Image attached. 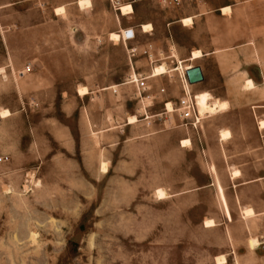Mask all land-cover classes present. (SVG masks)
Listing matches in <instances>:
<instances>
[{"label":"rangeland","instance_id":"374dc122","mask_svg":"<svg viewBox=\"0 0 264 264\" xmlns=\"http://www.w3.org/2000/svg\"><path fill=\"white\" fill-rule=\"evenodd\" d=\"M61 1L0 0V156L10 158L0 163V264H220L222 256L223 264H264V150L217 138L226 123L248 134L251 104L264 106L260 69L247 70L254 60L264 67V0L183 9L137 0L124 17L116 2L58 16ZM190 7L206 13L192 27L178 22ZM135 22L151 24L152 35L112 40ZM218 47L239 105L183 119L184 71L152 69L204 62L199 84L214 92L183 81L196 103L203 94L219 100L228 85L216 57L191 60L196 48ZM134 75L148 77L145 88ZM250 75L258 85L246 92Z\"/></svg>","mask_w":264,"mask_h":264},{"label":"crops","instance_id":"0c3cea01","mask_svg":"<svg viewBox=\"0 0 264 264\" xmlns=\"http://www.w3.org/2000/svg\"><path fill=\"white\" fill-rule=\"evenodd\" d=\"M88 1L90 2V4L88 6H86V7H82L81 4H79L80 3V0H64V1H61L60 3L57 4V8L63 7L64 8V11L61 12V13H59V14L56 13V15L61 16L62 14L66 13V12H71V11H77V12H79L81 14H83V13H90V12H96L98 10H102L103 9V6L102 5L104 3H105V8L108 11V5L110 4L111 7L113 8V4L115 3V0H88ZM136 1L137 0H133L129 4L132 5ZM122 5H124V4H121V6ZM121 6H120V8H121ZM190 8H191L190 11L189 10L186 11V13H189L190 15H187L188 17L185 16V18H192L193 19V23L192 24L194 25L196 19L199 18V17H203L204 15H206V13H204V12H201L200 13L199 12V13L192 14L194 7H190ZM56 9H55V11H56ZM222 9L220 11L223 13ZM129 15H131V14H129ZM222 15H225V14L223 13ZM124 16L125 15H123L122 17H124ZM126 16H128V15H126ZM212 17L213 18H216V14H213L212 16H210V18H212ZM181 18L178 21L180 23H182V20L184 19V18H182V19ZM173 23H175V22H173ZM173 23H171V24H173ZM141 24L142 23L139 24V23H136V22L135 23H131V24L126 25V28H132L134 30L135 34H136V38L138 37L139 33L152 35L151 32L153 30H151L149 32H145L143 30V25L144 24H142V25ZM192 26L189 25L188 27H192ZM130 42L133 43L134 41H130ZM198 49L200 50L201 48H196V50H198ZM201 50L204 52L203 53V56L201 58L197 59V60H203L205 57H209L211 55L214 56V57H216V61L218 63V66L217 67L219 69V72L221 73V75H223L224 77H226L225 78V83L228 85V82L227 81H228V76H229V70L223 68V63H222V61L219 58L220 56H218V54H220L221 52H223V50H225V47L224 48L223 47H221V48L218 47V48H215V49L211 50L210 52H205L203 49H201ZM194 51H195V49H194ZM257 57H258V55H257ZM195 61H193L192 66L193 67L194 66H200L201 69H202L203 75H204V80H205V77L207 79V74L209 72H208V69L206 68V66L204 65L205 63L204 62L194 63ZM247 66H248L247 67V70H250V68H252L253 66L256 67V68H258V69H260L259 70V73L261 75V78L264 79V67H263L262 64H260V62H257V61L254 60V62H251V64H248ZM246 72H249V71H246ZM248 79H252L253 80V82L255 83V87L254 88H251V89L243 88L244 90L241 88L243 91H246V92L247 91H252V90L256 89V87L258 85V82L256 81L255 77H251V75H250ZM245 83H244V85H245ZM191 88L193 90H195L196 92H199V91H201V92L202 91H208V89H209L208 92H210V93L215 91L213 85H211L208 82H206L204 84H199V83L193 84V85L190 86V89ZM230 90H231V87L228 85V87L224 91V95H222V97H219V98L216 97L220 101H226V102H228V108L226 110H224V111L219 112V114H217V117L218 116H223V115H226V114L232 112L239 105L237 103V101L230 96ZM252 104H251L252 110L251 109L249 110L250 113H251L250 126H251V129L252 130H250L248 134L247 133L245 134L243 132L242 133L239 132V130H237V128L235 127V124H231V123H228L227 124L226 123L224 125H221V127L219 128L218 137H217L218 138V142H219V144L221 146H224V147H227L228 148L231 144L236 145V143L239 141L244 148L247 147V149H249L251 151L258 152V151L264 150V128H261V126H260V120L264 119L263 118L264 117V106H257V105H254V104L252 105ZM222 130H229L231 132L230 137H228L226 139H223L221 137ZM251 163H253L252 160H251ZM255 180L256 179L252 178L248 182H252V181H255ZM239 184L241 185L243 183L240 182Z\"/></svg>","mask_w":264,"mask_h":264},{"label":"bare ground","instance_id":"6f19581e","mask_svg":"<svg viewBox=\"0 0 264 264\" xmlns=\"http://www.w3.org/2000/svg\"><path fill=\"white\" fill-rule=\"evenodd\" d=\"M82 7H86L90 4V2L88 0H80V3ZM121 11H122V14L123 15H128L130 13L133 12V6L131 4H124L121 6ZM224 11V13H228L231 11V7L230 6H227V7H224L222 9ZM58 12H63L64 11V8L61 7V8H58L57 9ZM182 23L186 26L188 25H191L193 23V19L192 18H184L182 20ZM153 29V26L151 24H144L143 25V30L145 32H149ZM121 32L123 34H125V29L121 28V31L120 33L119 32H112L111 33V38L112 40H115V41H119L122 36H121ZM203 56V52L201 50H195L193 51L192 53V56H191V60H195V59H198L200 57ZM191 65H185L183 63H180L178 67H169V65L167 63H162V64H158L156 66L153 67L152 69V72H151V76H157V75H160V74H164V73H167V72H170V71H175V70H181V71H184L185 72V69L186 68H190ZM133 78L135 79H138V76L137 75H134ZM190 84V83H189ZM246 84V87L248 89H251V88H254L255 84L253 82L252 79H248L247 82L245 83ZM192 85V84H191ZM186 88L189 90V86L186 84L185 85ZM245 86V85H244ZM88 90L86 87L84 88H80L79 89V95L80 96H85L86 94H88ZM197 106H198V111L200 113L201 116L204 117V115H208V114H215L219 111H223L224 109H226L227 107V103L226 102H223V101H220V100H214V101H210L209 99V96L207 94H203L201 95L198 100H197ZM167 109L171 112L173 111V105L171 102H169L167 104ZM8 112L7 110L3 111L2 112V115L3 116H6L8 115ZM137 120V118L135 116H131L129 117L128 121L130 123H134L135 121ZM260 126L261 128H264V119L261 120L260 122ZM231 135V132L229 130H222L221 132V137L223 139H226L228 137H230ZM190 141L187 139V140H183L182 141V144L185 146L187 144H189ZM102 170L104 172H107L108 171V166H107V163L106 162H103L102 163ZM233 177L234 178H238L240 176V171L236 170V171H233L232 173ZM157 194L160 198H165L168 194L165 192V190L163 189H158L157 190ZM253 214V209L251 208H248V209H245L244 210V215L245 216H251ZM205 225L207 227H210V226H214L215 225V221L213 219H207L205 221ZM250 244L252 247H256L258 245V241H256L254 238L250 241ZM218 262L220 264H223L226 262V259L222 256V257H218Z\"/></svg>","mask_w":264,"mask_h":264},{"label":"built area","instance_id":"2783aa9c","mask_svg":"<svg viewBox=\"0 0 264 264\" xmlns=\"http://www.w3.org/2000/svg\"><path fill=\"white\" fill-rule=\"evenodd\" d=\"M153 1H156L160 6L164 8L183 9L185 6H191L192 4H198L199 2L204 1V0H153ZM115 2L116 3L114 4V8L117 11L118 10L121 11L120 9L121 0H116ZM125 31H126L125 34L121 32V36H122L121 39L124 42V44L127 45V42L135 40L136 34L132 28H127L125 29ZM131 50H132V53L136 51L134 48ZM149 58L150 59L153 58V55L150 53H149ZM189 63H192V62L189 61ZM192 67L193 66L191 64L190 68ZM190 68H186L183 74H181V72L179 71V73L181 74L183 90H184V94L180 98V111H181L180 115L183 119H193L194 118L195 122H197L200 120V113L198 111V106L196 103L197 96L196 94H192V92L186 88L185 83L183 81V78H184L185 81L188 82L187 77H186V71ZM147 78L148 77H142V78L140 77L139 79H135L131 77V81L133 83L138 84L140 87L145 88V85H146L145 80ZM9 159H10L9 156H0V163H6L7 161H9Z\"/></svg>","mask_w":264,"mask_h":264},{"label":"water","instance_id":"95a60500","mask_svg":"<svg viewBox=\"0 0 264 264\" xmlns=\"http://www.w3.org/2000/svg\"><path fill=\"white\" fill-rule=\"evenodd\" d=\"M186 77L190 84H197L204 80V75L200 66H194L186 71Z\"/></svg>","mask_w":264,"mask_h":264}]
</instances>
